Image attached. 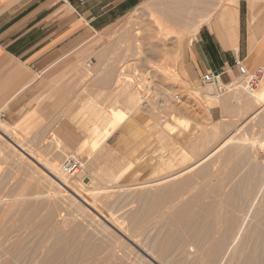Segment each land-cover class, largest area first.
Masks as SVG:
<instances>
[{
	"label": "rangeland",
	"instance_id": "rangeland-1",
	"mask_svg": "<svg viewBox=\"0 0 264 264\" xmlns=\"http://www.w3.org/2000/svg\"><path fill=\"white\" fill-rule=\"evenodd\" d=\"M176 1L147 0L120 23L95 38L93 53L88 58L82 59L80 65L82 81L77 89L81 91V95L89 96L81 103L78 113H63L55 117L47 113H26L16 123L6 122L0 116V124L8 127L10 129L9 135L11 134L10 136L0 134V200H2L0 201V264H16L14 257L18 255L22 243L28 244L29 250L41 252L39 255L41 261L53 248L69 251L71 244L63 243L62 239H75L80 243L82 241L81 244L85 250L82 249L81 255L73 261V264H102V262L107 264L108 261H110L108 264H116L117 259L118 264H164L152 254L148 255L143 244L146 245L147 242L156 238V234L160 233L158 231L172 229L170 228L173 226L170 219L172 216L174 217L173 214L176 215L183 211V206L180 203L185 198V191L183 190L181 195H178L182 198L179 200L177 196L176 203L171 202V199L168 203L167 201L158 202L156 200L157 196L163 198L166 193L165 190L170 189L169 186L181 178L171 179L170 177L183 172L187 165L190 166L195 161L201 160L202 156H205L206 151L204 152V150L207 149L209 154L217 148V145L224 144V141H228L229 144L233 141L243 143L246 141L245 139L252 140L253 138V140L258 139L259 146H264V133H262L264 132V118H262L264 117V103L255 102L250 106L245 104L243 98L247 96L250 98L254 93L244 89L241 78L237 82L241 83L242 87H240L239 92L241 96H244L240 97L239 95L240 99L237 98V108L228 112L223 119L224 121L212 123L208 119L207 113L208 109L213 106L210 104L211 100L214 99L212 95L221 96L227 93V89L224 88L222 93L214 85L195 89V86L186 83L181 75L183 43L194 40L199 29L212 22L218 10L227 4H234L235 0H181L182 3ZM171 2L178 8L183 7L186 14L181 23L177 22L179 24L176 22L174 24V21L169 19L165 12V7L169 3L172 4ZM158 21H162L163 24L160 22L161 25H159ZM91 58H93V67L88 70L86 63ZM196 91L198 94L195 93ZM68 93L70 95L71 91ZM200 93H205L206 96L213 98H207V101L201 102L202 105L199 106L197 105L199 101L197 102L193 95L199 96ZM176 96L180 98V101L175 99ZM69 99L68 96L64 104H67ZM49 101H55V98H47L46 102ZM138 112H142L143 116L149 120L144 131L140 130L143 132L142 147L140 156L138 154L137 157V164L131 165L130 168L119 167L115 172H109L108 160L119 161V154L106 150L108 137L116 133L121 127L138 125L134 117V114L137 113L138 115ZM181 117L187 120L181 119ZM61 119H69L84 135L85 139L77 150L66 148L64 143L55 135V126ZM163 119L166 120V123L162 122ZM166 125L169 128L173 126L176 132L167 130L169 128ZM11 130L13 132H10ZM180 130H183V133ZM177 131L179 132L177 133ZM133 132H131L132 137L134 136ZM211 133L212 135H210ZM101 136L102 139L99 138ZM205 138H207V142ZM200 139H203L204 142H200ZM236 139L238 140L236 141ZM201 143H206V148L203 147L205 144L200 147ZM242 143L241 145L244 144ZM211 146L213 147L211 148ZM262 149L264 150V148ZM54 153L55 158H57L58 153L60 154L58 158L61 157L60 163L56 161L57 159L54 161L57 173H61V165L68 159L75 157L82 160L84 164L82 176L74 179L63 176V179L75 192L77 190L85 202L74 194L72 197L70 193L53 183L45 174V169L50 170V167L46 166H49L51 160L53 162L54 157L52 155ZM247 153L250 154L248 151ZM101 155L105 157L107 162L104 166L105 171H100L98 175L95 171ZM238 155L241 157L239 153L235 158L233 157L235 160L232 158L231 160L235 163L239 162V159L236 161L237 157L240 158ZM230 161L226 160L219 163L216 160L215 164L218 166L214 163L211 166L213 169L217 168L215 170H221L219 175L224 169L223 175L219 176L215 170L213 172L211 167L209 173L218 175L222 181L227 179L228 171L231 175L233 171L230 168L232 166L234 168L235 164L232 165L233 162ZM99 169L102 167L100 166ZM151 169L152 174L150 175ZM109 174H112V184L106 183L110 186L106 183L98 184L95 181L91 187H86L81 182L86 176L102 179L100 175L104 177ZM212 174L210 175L214 176ZM216 179L213 178V183L212 180L210 181L211 184L208 183L211 187H206V189L215 191L219 185ZM197 182L198 180L195 182L196 185L194 184L195 188L201 185L200 182H198L200 185ZM215 183L216 185H214ZM30 188L32 189L30 190ZM211 191L208 192L211 193ZM13 197L17 199L10 200L7 205L5 200ZM127 202L129 206L133 204L134 207H129ZM128 207L131 209L129 210ZM197 209L193 208L192 213H196L198 216L201 212ZM120 211H122V215ZM128 211L131 212L128 213ZM212 216H215V213ZM167 217L170 218L167 219ZM215 217L209 218L217 221ZM56 219L60 220L58 222L60 226L57 228L53 226L57 223ZM3 221L4 223H2ZM119 222L123 226L118 224ZM167 224H169V228ZM77 238H81V241ZM139 239L145 240V242L142 243ZM138 241L141 242V245ZM114 248L117 253H112L113 258H110L111 256L107 258V254L110 255L112 251L115 252ZM138 252L141 258L137 257ZM85 258L86 260H84ZM105 258L110 260L106 262Z\"/></svg>",
	"mask_w": 264,
	"mask_h": 264
},
{
	"label": "crops",
	"instance_id": "crops-1",
	"mask_svg": "<svg viewBox=\"0 0 264 264\" xmlns=\"http://www.w3.org/2000/svg\"><path fill=\"white\" fill-rule=\"evenodd\" d=\"M146 1L0 0V116L6 122L16 123L26 113L54 117L78 113L89 96L81 95L77 89L82 81V59L93 53L99 34L120 23ZM238 61L250 70L264 69V0H235L218 10L194 40L183 43L181 75L195 89L209 86L202 79L210 72H218L221 83L231 85L240 78ZM204 95H193L199 101L197 105L213 98ZM68 96L69 102L64 104ZM47 98L55 101L46 102ZM216 98L219 104L207 111L212 123L221 122L238 106L237 98L227 93ZM134 115L140 127H121L106 142L108 152L119 154V161L108 160L109 172L119 167L130 168L140 156V130L144 131L149 118L142 112ZM55 135L70 150H77L85 139L69 119L58 121ZM106 162L101 155L95 171L98 175L105 171Z\"/></svg>",
	"mask_w": 264,
	"mask_h": 264
},
{
	"label": "bare ground",
	"instance_id": "bare-ground-1",
	"mask_svg": "<svg viewBox=\"0 0 264 264\" xmlns=\"http://www.w3.org/2000/svg\"><path fill=\"white\" fill-rule=\"evenodd\" d=\"M177 3H182L181 0H177ZM187 2V1H186ZM172 4H168L165 7V12L167 13L169 19L175 22L181 23L184 18L186 17V14L183 10V7L178 8L176 7L173 2ZM189 5V3H188ZM187 8V7H186ZM165 13V14H166ZM169 21V20H168ZM157 22V21H156ZM159 22V21H158ZM161 24L162 21H160ZM159 22V25H161ZM177 23V24H179ZM173 24V23H172ZM163 26V25H162ZM138 34V33H137ZM137 36V35H136ZM168 70V69H167ZM175 76V75H174ZM242 79V78H241ZM215 86V85H214ZM240 87H242L241 83L235 82L231 85H225V88L227 89V94L234 98H239L243 97L240 94ZM217 88V87H216ZM210 91H212L210 89ZM209 91V93H210ZM208 93V94H209ZM254 93L252 97L248 98L244 97V102L247 105H252L255 102H260L264 103V78L262 79L259 88L256 89L253 92ZM171 94V93H170ZM173 94V93H172ZM214 94V93H213ZM240 95V97H239ZM205 96V95H204ZM213 96V95H212ZM214 94V98H215ZM138 98V97H137ZM233 98V99H234ZM136 99V98H135ZM177 100V96L175 97ZM219 99V98H218ZM213 100H215L213 102ZM211 100V103L213 106L219 104V100L213 99ZM210 102V101H209ZM213 102V103H212ZM243 102V100H242ZM240 104H242L240 102ZM138 105V104H137ZM222 105V104H221ZM143 106V105H142ZM157 106V105H156ZM145 107V106H144ZM245 107V106H244ZM169 108V107H168ZM248 108V106H247ZM136 110V109H135ZM156 112V111H155ZM154 113V112H153ZM253 113V112H252ZM256 113V112H254ZM260 113V112H259ZM257 115V114H256ZM263 116V115H262ZM156 117V116H155ZM264 118V117H262ZM172 119V118H171ZM165 120V119H164ZM264 120V119H263ZM166 121V120H165ZM224 121V120H223ZM168 122V120H167ZM166 123V122H165ZM159 124V123H158ZM167 126V125H166ZM168 127V126H167ZM220 127V126H219ZM166 128V127H165ZM169 128V127H168ZM239 128V127H238ZM41 129V128H40ZM9 130L8 127H6L3 124H0V134L4 136H10L9 135ZM170 132H176V130L171 126L169 129ZM187 130V129H186ZM263 130V129H262ZM181 131V130H180ZM183 131V130H182ZM181 131V133H183ZM194 131V130H193ZM261 131V130H260ZM259 131V132H260ZM10 132H13L12 130ZM157 132V131H156ZM179 131H177L178 133ZM210 132V131H209ZM96 133V132H95ZM197 133V131H196ZM264 133V132H262ZM13 134V133H12ZM157 134V133H156ZM172 134V133H171ZM174 134V133H173ZM176 134V133H175ZM180 134V133H179ZM201 134V133H200ZM199 134V135H200ZM14 135V134H13ZM97 135V134H96ZM159 135V134H158ZM168 135V134H167ZM191 135V134H190ZM212 135V133L210 134ZM251 135V134H250ZM257 135V134H255ZM42 136V135H41ZM45 136V135H44ZM43 136V137H44ZM55 136V135H54ZM112 135H109L108 138H110ZM163 136V135H162ZM181 136V135H179ZM178 136V137H179ZM258 136V135H257ZM12 137V136H11ZM56 137V136H55ZM170 137V135H169ZM212 137V136H211ZM249 137V136H248ZM254 137V136H253ZM16 138V137H15ZM43 139L42 137H40ZM39 138V139H40ZM98 138V136H97ZM102 139V136L99 137ZM181 138V137H180ZM200 138V136H199ZM218 138V137H217ZM221 138V137H220ZM250 138V137H249ZM259 138V136H258ZM52 139V138H51ZM182 139V138H181ZM207 138H205L206 141ZM264 139V138H263ZM16 140V139H15ZM18 140V139H17ZM16 140V141H17ZM99 140V139H98ZM166 140V139H165ZM176 140V138H175ZM221 140V139H220ZM238 139H236L237 141ZM244 140V139H243ZM242 140V141H243ZM245 142H232L229 144V142L224 141V144L222 143L221 145H217V148L215 150H212L208 154L207 149L204 150L205 156H202L201 160L195 161L192 165L188 166L187 168L185 167V170L183 172H179L177 174L172 175L170 178L175 179L177 177L179 178L173 185L169 186L170 189L165 190V195L163 198L157 196V201L162 202V201H168L170 202H175V199L177 196L185 191L183 198L180 203L183 206H181L183 211H180L178 214H173L174 217L170 213V217L172 218L170 222H172V229H164L162 232L159 234H156V238H153V240L150 242H147V244H143L147 250L148 255H153L157 260L164 264H264V148L263 145L259 146V141L258 139L256 140H247L245 139ZM19 141V140H18ZM21 141V140H20ZM100 141V140H99ZM103 141V140H102ZM101 141V142H102ZM168 141V140H167ZM196 141V140H195ZM194 141V142H195ZM204 142V140L200 139V142ZM215 141V139H214ZM223 141V140H222ZM231 141V138H230ZM262 141V140H261ZM23 142V141H22ZM26 142V141H25ZM191 142V141H190ZM207 142V141H206ZM226 142V143H225ZM21 144L20 142H18ZM83 143V142H82ZM216 143H218L216 141ZM240 143V144H239ZM241 143L243 145H241ZM261 143V142H260ZM94 144V143H93ZM192 144V143H190ZM205 144V146H203ZM209 144V143H208ZM264 144V143H263ZM17 145V144H16ZM41 145V144H40ZM44 145V144H43ZM47 145V144H46ZM57 145V144H56ZM189 145V143H187ZM205 147L206 148V143H201L200 147ZM215 145V144H214ZM21 146V145H18ZM95 146V145H94ZM99 146V145H98ZM170 146V145H169ZM261 146H263L261 148ZM44 147V146H43ZM42 147V148H43ZM60 147V146H59ZM111 147V146H110ZM195 147V145H194ZM193 147V148H194ZM215 147V146H214ZM20 148V147H19ZM31 148V147H30ZM38 148V147H37ZM67 148V147H66ZM190 148V147H189ZM188 148V149H189ZM204 148V149H205ZM47 149V148H46ZM54 149V148H53ZM59 149V148H58ZM98 149V148H97ZM196 149V148H195ZM203 149V148H202ZM36 150V149H33ZM100 150V149H99ZM111 150V149H110ZM115 150V149H114ZM194 150V149H193ZM251 150V151H250ZM32 151V150H31ZM42 151V150H41ZM45 151V149H44ZM47 151V150H46ZM54 151V150H53ZM248 152L250 154L248 155ZM43 152V151H42ZM57 152H59L57 150ZM56 152V153H57ZM65 152V151H64ZM196 152L198 150L196 149ZM238 152V153H237ZM245 152V154H244ZM241 154V157L238 158L240 160L239 162L235 163L233 162L232 159L237 156V154ZM252 153V155H251ZM46 154V153H43ZM42 154V156H43ZM59 154V153H58ZM57 154V158L54 157L55 153L52 155L54 157V160L52 162L48 160L49 166L47 164L46 167H50V170L47 168L45 169V174L49 179L53 182L56 183L58 186L62 187L65 189L68 193L72 195L78 196L81 198V196L77 193V190L75 192L74 189H72L65 180L63 179V175L61 173H57V170L55 168L54 161H60L58 156L60 154ZM244 154V155H243ZM40 155V154H39ZM76 155V154H75ZM94 155V154H93ZM163 155V154H162ZM194 155V153H193ZM196 155V154H195ZM243 155V156H242ZM37 156V154H36ZM230 156V157H229ZM38 157V156H37ZM41 157V156H39ZM46 157V156H44ZM49 157V156H48ZM93 157V156H92ZM187 157V156H186ZM189 157V156H188ZM196 157V156H195ZM230 159H229V158ZM234 157V158H233ZM21 158V157H20ZM199 158H201L199 156ZM24 159V158H23ZM41 159V158H40ZM184 160V159H183ZM217 160L219 163L225 162L226 160H231L234 164V168H230L229 175L227 176V179H222L218 178V173L221 170H215L211 166L214 165ZM235 160V159H234ZM24 161V160H23ZM193 161V160H192ZM230 161V162H231ZM39 162V161H38ZM57 162V163H58ZM60 163V162H59ZM214 163V164H213ZM227 164V163H226ZM231 164V163H230ZM55 165V166H54ZM58 165V164H57ZM104 165V164H103ZM218 166L217 164H215ZM213 169V172H217L216 174L209 173V168ZM214 167V166H213ZM221 167V166H219ZM222 168V167H221ZM220 169V168H219ZM223 169V168H222ZM83 170H84V165H83ZM224 172V169L222 170ZM226 171V170H225ZM43 172V173H44ZM79 172V174L75 177L78 178L81 175L80 170L76 171V173ZM174 172V171H173ZM176 172V171H175ZM222 172V173H223ZM227 172V173H228ZM221 173V174H222ZM227 173H225L227 175ZM85 174V173H84ZM210 174L214 175L211 176ZM221 174L219 176H221ZM224 174V173H223ZM222 174V175H223ZM112 174H109L108 176H102V179L104 182H109V184H112ZM82 176V175H81ZM183 176V177H182ZM65 177V176H64ZM224 177H226L224 175ZM68 178V177H67ZM164 178V177H163ZM162 178V179H163ZM213 178H217V188L215 191H211L209 188L208 183ZM43 179V178H42ZM70 179V178H68ZM74 179V178H73ZM82 179V177H81ZM102 179H99L94 176H86L82 179V184L86 187H91L93 183L96 181L98 184L102 183ZM201 183L200 186L195 188L194 186L196 185V181ZM29 180V179H28ZM114 180V179H113ZM168 180V179H167ZM196 180V181H195ZM226 180V181H225ZM85 181V182H84ZM86 181H88L86 183ZM173 181V180H172ZM225 181V182H224ZM32 182V181H31ZM216 182V181H215ZM224 182V185H223ZM213 183V180H212ZM2 184V183H1ZM36 184V183H35ZM107 183V185H109ZM195 184V185H194ZM211 184V183H210ZM31 185V184H29ZM33 185V184H32ZM208 185V186H207ZM216 185V183L214 184ZM212 185V186H214ZM2 186V185H1ZM74 186V185H73ZM110 186V185H109ZM118 186V185H117ZM4 187V186H2ZM114 187V186H113ZM116 187V186H115ZM206 187H209L206 189ZM104 188V187H103ZM107 188V187H106ZM160 188V187H159ZM182 188V189H181ZM185 188V189H184ZM4 189V188H3ZM32 188H30L31 190ZM77 189V188H76ZM83 189V188H82ZM187 189V190H186ZM209 189V190H208ZM27 190V189H26ZM79 190V189H78ZM84 190V189H83ZM183 190V191H182ZM211 191L208 192V191ZM5 191V190H4ZM36 191V190H35ZM37 192V191H36ZM79 192V191H78ZM162 192V190H161ZM164 192V191H163ZM32 193V192H31ZM74 194V195H73ZM81 194V193H80ZM142 194V193H141ZM158 194V193H157ZM160 194V193H159ZM12 195V194H11ZM22 195V194H21ZM20 195V196H21ZM134 195V194H133ZM139 195V194H138ZM181 195V194H180ZM7 196V195H6ZM19 196V197H20ZM26 196V195H25ZM22 196V197H25ZM125 196V195H124ZM135 196V195H134ZM141 196V195H140ZM179 197V196H178ZM40 198V197H39ZM110 198V197H109ZM108 198V199H109ZM112 198V197H111ZM156 198V197H155ZM182 198V197H181ZM179 197V200L181 199ZM17 199L16 197L13 198H8L5 201L8 203L10 200ZM82 199V198H81ZM135 199V198H134ZM133 199V200H134ZM171 199V200H170ZM21 201V199H19ZM25 200V199H24ZM27 200V198H26ZM84 202L85 200L82 199ZM147 200V199H146ZM178 200V199H176ZM2 201V200H0ZM106 201V200H105ZM104 201V202H105ZM108 201V200H107ZM128 201V200H127ZM156 201V203H157ZM135 202V201H134ZM4 203V202H3ZM27 203V202H26ZM37 203V202H36ZM39 203V202H38ZM110 203V202H109ZM108 203V205H109ZM123 203V202H122ZM128 203V202H127ZM133 203V202H132ZM137 203V202H136ZM140 203V201H139ZM166 203V202H163ZM176 203V202H175ZM2 204V203H1ZM22 204V203H20ZM19 204V205H20ZM31 204V203H30ZM102 204V203H101ZM106 204V203H105ZM113 204V203H112ZM126 203H124L125 205ZM179 204V203H178ZM5 205V204H4ZM23 205V204H22ZM25 205V203H24ZM28 205V203H27ZM26 205L27 209L28 206ZM32 205V204H31ZM100 205V204H99ZM123 205V204H121ZM129 206V203L127 204ZM135 205V204H134ZM13 206V205H11ZM15 206V205H14ZM105 206V205H104ZM102 206V207H104ZM107 206V204H106ZM112 206V205H111ZM126 206V205H125ZM130 206H133L130 205ZM129 206V207H130ZM137 206V204H136ZM135 206V207H136ZM154 206V205H153ZM158 206V205H157ZM6 207V206H5ZM120 207V206H119ZM122 207V206H121ZM127 207V206H126ZM128 207V208H129ZM134 207V206H133ZM174 207V206H173ZM24 208V207H23ZM108 208V207H106ZM111 208V207H110ZM124 208V207H123ZM180 208V209H181ZM193 208L199 209L200 214H193L192 210ZM102 209V208H101ZM122 209V208H121ZM131 208H129L130 210ZM175 209V208H173ZM197 209V210H198ZM3 210V209H2ZM5 210V209H4ZM26 210V209H25ZM115 210V209H114ZM120 210V208H119ZM125 210V209H124ZM126 211V210H125ZM177 211V210H176ZM8 212V211H7ZM103 212V211H102ZM106 212V211H104ZM122 211H120L121 214ZM131 211H128V213ZM199 212V211H198ZM197 212V213H198ZM54 213V212H53ZM107 213V212H106ZM105 213V215H106ZM112 213V212H111ZM115 213V212H114ZM119 213V212H118ZM117 213V214H118ZM215 213V216H212V214ZM104 214V213H102ZM125 214V213H124ZM104 215V216H105ZM108 215V214H107ZM122 215V214H121ZM131 215V214H130ZM134 215V214H133ZM195 215V216H194ZM103 216V217H104ZM114 216V215H113ZM124 216V215H123ZM122 216V218H123ZM129 216V215H128ZM165 216V214H164ZM39 217V216H38ZM52 217V216H51ZM55 217V216H54ZM111 217V216H110ZM116 217V216H115ZM125 217V216H124ZM131 217V216H130ZM135 217V216H133ZM170 217H167L170 218ZM209 217H215L217 218V221L215 222L213 219H210ZM7 218V216H6ZM59 218V217H58ZM118 218V217H117ZM116 218V219H117ZM120 218V215H119ZM177 219V221L174 220ZM106 219V218H104ZM124 219V218H123ZM134 219V218H131ZM166 219V220H167ZM111 220V219H110ZM119 220V219H117ZM116 220V221H117ZM121 220V219H120ZM119 220V221H120ZM174 220V222H173ZM57 223H55L56 226L55 228L59 227L58 225V219H56ZM106 221H108L106 219ZM127 221V220H126ZM131 221V220H130ZM169 221V220H168ZM109 222V221H108ZM115 222V220H114ZM118 222V221H117ZM124 222V220H123ZM133 222V220H132ZM130 222V223H132ZM135 222V221H134ZM139 222V221H138ZM4 223V221L2 222ZM54 223V222H53ZM61 223V222H60ZM111 223V222H110ZM128 223V222H127ZM51 224V223H50ZM120 224V222L118 223ZM134 224V223H133ZM2 225V224H1ZM73 225V224H72ZM114 225V224H113ZM122 225V224H120ZM143 225V224H142ZM166 225V224H165ZM169 228V224H167ZM123 226V225H122ZM141 226V225H140ZM126 227V224H125ZM131 227V225H130ZM136 227V226H135ZM165 227V226H164ZM54 228V229H55ZM128 228V227H127ZM141 228V227H140ZM139 228V230H140ZM79 229V228H77ZM82 229V228H81ZM138 229V228H137ZM142 229V228H141ZM178 229V230H177ZM71 230V229H70ZM84 230V229H83ZM159 230V229H158ZM162 230V229H161ZM60 231V230H59ZM87 231V230H86ZM135 232V231H134ZM157 232V233H158ZM83 233V232H82ZM141 233V232H140ZM162 233V234H161ZM58 234V233H57ZM146 234V233H145ZM151 235V234H150ZM63 236V235H62ZM138 236V235H137ZM147 237V236H146ZM155 237V236H154ZM74 238V237H73ZM82 238V237H81ZM80 238V239H81ZM79 239V238H77ZM79 239V241H81ZM83 239V238H82ZM143 239V238H142ZM87 240V239H86ZM141 240V239H139ZM142 241V240H141ZM145 242V240H143ZM142 241V243H144ZM63 243H69L71 244V249L68 250H56L55 248L51 249L44 260H40V253L38 250L37 251H32L29 250L28 244L22 243V247L18 253V255H15L14 260L16 261V264H73V261L81 255L80 252H82L83 244L82 241L81 243L78 242L77 240H63ZM91 242V241H90ZM138 243L141 242L138 241ZM137 244V243H135ZM93 246V245H92ZM143 246V247H144ZM94 247V246H93ZM106 248V247H105ZM104 248V250H105ZM89 249V248H88ZM96 249V248H95ZM113 249V248H112ZM45 250V249H44ZM114 251H110L111 254H107V258H113L114 256L112 253H117L116 249L114 248ZM105 252H107L105 250ZM109 252V253H110ZM104 253V252H103ZM97 254V253H96ZM106 254V253H104ZM113 256V257H112ZM94 258V256H92ZM91 257V258H92ZM96 257V255H95ZM103 257V256H102ZM106 257V256H105ZM137 257H140V253L138 252ZM84 258V257H83ZM92 258V259H93ZM105 258V260L107 259ZM141 258V257H140ZM81 259V257H80ZM90 259V260H92ZM98 259V258H97ZM103 259V258H102ZM86 260V258L84 259ZM88 260V259H87ZM101 260V259H98ZM110 260V259H108ZM106 260V262L108 261ZM82 261V260H81ZM89 261V260H88ZM101 262V261H100ZM99 262V263H100ZM110 262V261H108ZM107 262V264H108ZM117 262V263H116ZM116 264H118V259L116 260ZM77 263V262H76ZM82 263V262H81ZM105 263V262H104ZM101 264V263H100ZM103 264V262H102ZM110 264V263H109ZM120 264V263H119Z\"/></svg>",
	"mask_w": 264,
	"mask_h": 264
},
{
	"label": "built area",
	"instance_id": "built-area-1",
	"mask_svg": "<svg viewBox=\"0 0 264 264\" xmlns=\"http://www.w3.org/2000/svg\"><path fill=\"white\" fill-rule=\"evenodd\" d=\"M62 1L66 2L67 0ZM92 67L93 64L91 61L86 63V69L91 70ZM236 67L240 74V78H242L244 89L248 92L255 91L264 77V69L262 67H258L254 70H250L239 61L236 62ZM202 80L206 85H215L220 93L225 90V85L221 83L220 74L218 72L207 73L203 76ZM177 100L180 101V98L177 97ZM162 122H165V120L163 119ZM83 165L84 164L80 158L72 157L61 165L60 172L63 176L73 179L79 174V172L76 173L77 170H80V172L83 171Z\"/></svg>",
	"mask_w": 264,
	"mask_h": 264
},
{
	"label": "water",
	"instance_id": "water-1",
	"mask_svg": "<svg viewBox=\"0 0 264 264\" xmlns=\"http://www.w3.org/2000/svg\"><path fill=\"white\" fill-rule=\"evenodd\" d=\"M88 181H86V183H87Z\"/></svg>",
	"mask_w": 264,
	"mask_h": 264
}]
</instances>
